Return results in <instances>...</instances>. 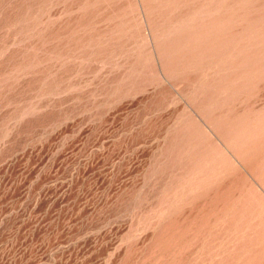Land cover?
I'll return each mask as SVG.
<instances>
[{"label":"rangeland","instance_id":"rangeland-1","mask_svg":"<svg viewBox=\"0 0 264 264\" xmlns=\"http://www.w3.org/2000/svg\"><path fill=\"white\" fill-rule=\"evenodd\" d=\"M0 264H264V0H0Z\"/></svg>","mask_w":264,"mask_h":264}]
</instances>
